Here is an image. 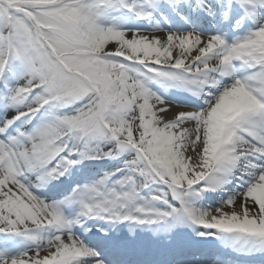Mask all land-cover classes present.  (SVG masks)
<instances>
[{"label":"snow or ice","instance_id":"6c2138e0","mask_svg":"<svg viewBox=\"0 0 264 264\" xmlns=\"http://www.w3.org/2000/svg\"><path fill=\"white\" fill-rule=\"evenodd\" d=\"M0 264H264V0H0Z\"/></svg>","mask_w":264,"mask_h":264},{"label":"bare ground","instance_id":"6f19581e","mask_svg":"<svg viewBox=\"0 0 264 264\" xmlns=\"http://www.w3.org/2000/svg\"><path fill=\"white\" fill-rule=\"evenodd\" d=\"M171 98L172 99H176V100H180V101H185L186 98H187V94H182V93H175L173 92L171 94ZM92 165V171L94 172L95 170H97V168L102 164V162H96V163H90ZM75 171V170H74ZM79 173V174H78ZM74 174L76 177H74ZM78 174V176H77ZM84 178H89L91 179L92 177L91 176H85L84 174L80 173V172H77L75 171V173L73 172V176L71 179H67L65 178L66 180L64 181V187L67 188V187H70L72 184H74L75 182H81L82 180H84ZM42 192H45L47 193L48 195L50 196H53L54 193L55 194H58L56 196H53L55 198H59V196L61 195L60 192L56 191L55 189H52L51 186L48 188V189H42L41 190ZM57 192V193H56ZM213 202H216L215 199L212 201ZM73 211L75 209H72Z\"/></svg>","mask_w":264,"mask_h":264},{"label":"rangeland","instance_id":"374dc122","mask_svg":"<svg viewBox=\"0 0 264 264\" xmlns=\"http://www.w3.org/2000/svg\"><path fill=\"white\" fill-rule=\"evenodd\" d=\"M112 15H115V13H113ZM85 163H87V162H85ZM112 166V164L111 163H109L108 165H107V167H111ZM99 173H101V172H99ZM103 174V172L101 173V175Z\"/></svg>","mask_w":264,"mask_h":264}]
</instances>
